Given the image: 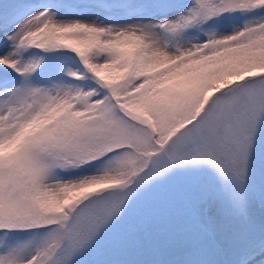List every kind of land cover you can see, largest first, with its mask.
Listing matches in <instances>:
<instances>
[{
  "label": "snow or ice",
  "instance_id": "1",
  "mask_svg": "<svg viewBox=\"0 0 264 264\" xmlns=\"http://www.w3.org/2000/svg\"><path fill=\"white\" fill-rule=\"evenodd\" d=\"M0 264H264V0H0Z\"/></svg>",
  "mask_w": 264,
  "mask_h": 264
}]
</instances>
